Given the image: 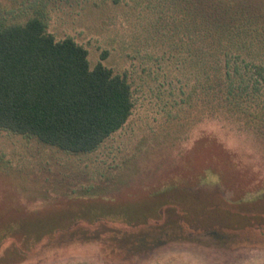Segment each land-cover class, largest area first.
<instances>
[{
    "label": "rangeland",
    "instance_id": "1",
    "mask_svg": "<svg viewBox=\"0 0 264 264\" xmlns=\"http://www.w3.org/2000/svg\"><path fill=\"white\" fill-rule=\"evenodd\" d=\"M33 18L85 48L91 68L124 76L134 108L89 153L0 131V264H264V131L218 119L183 131V80L195 75L170 2L0 0V27ZM125 225L141 231L117 241ZM144 234L153 250L105 255Z\"/></svg>",
    "mask_w": 264,
    "mask_h": 264
},
{
    "label": "trees",
    "instance_id": "2",
    "mask_svg": "<svg viewBox=\"0 0 264 264\" xmlns=\"http://www.w3.org/2000/svg\"><path fill=\"white\" fill-rule=\"evenodd\" d=\"M168 1L170 20L183 33V70L195 75L190 85L183 80V131L217 119L264 131V0ZM234 67L247 73L241 83L233 79ZM133 108L124 76L102 62L91 68L85 48L70 38L57 42L40 19L0 27V131L89 153L123 128ZM140 231L126 226L112 237L120 241ZM147 241L144 234L126 254L114 245L105 255L125 261L136 250H153Z\"/></svg>",
    "mask_w": 264,
    "mask_h": 264
}]
</instances>
